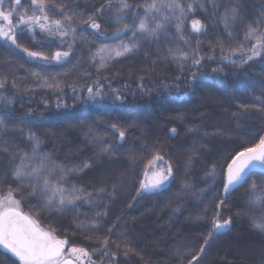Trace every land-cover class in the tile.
Wrapping results in <instances>:
<instances>
[{
	"label": "trees",
	"instance_id": "16d2710c",
	"mask_svg": "<svg viewBox=\"0 0 264 264\" xmlns=\"http://www.w3.org/2000/svg\"><path fill=\"white\" fill-rule=\"evenodd\" d=\"M8 3L9 0H5V8ZM56 3L66 4L69 10L82 13L87 19V15L95 12L105 0H56ZM129 3L133 5L132 11L120 23L114 19V9H105L103 14H98L100 32L75 20V44L80 38L94 45L107 43L117 28L124 23L131 24L133 13L139 9L142 0H129ZM25 10L31 14L30 0H22L17 14H23ZM60 18L59 15L52 16V19ZM191 21L186 26L197 33L192 30ZM14 23L18 21L14 20ZM60 40V37H49L38 26L31 32L23 26L22 31L17 29L20 48L0 39V51H8L38 68L51 69L59 65L52 59L55 54L65 52ZM252 44H245V48ZM236 46L224 47L223 53L236 60L235 64L228 60L222 62L221 49L196 56L197 59L203 57L198 66L192 65L191 58L183 67L160 65L148 53L145 57L149 71L129 77L88 78L75 88H36L28 93L5 83L0 87V119L7 127L1 129L0 139L11 154L20 150L31 152L32 143L18 136L28 127L41 141L39 151L51 157L56 165L65 169L82 167L84 163L91 165L68 177L77 187L93 193L91 204L78 201L76 210L48 211L40 207L45 201L28 196V189H25L23 196L13 193L20 200L21 210L36 219L45 230L56 228L60 238H68L69 247H84L93 253L92 260L96 264H189V261L191 264H247L244 255L236 256L231 249L248 238L259 240L257 252L264 264V233L253 227V217L258 220L261 209H250L249 206L253 198L250 195L252 183L264 188V169L252 172L240 187L227 194L223 190V181L217 183L219 172L211 173L208 185L205 180L198 181V176L193 179L190 175V167L196 170L193 161L208 152L213 141L218 149H222L223 141L239 139L241 144L231 153L234 155L264 136V111L260 110L264 108V51L242 64L241 54L230 51ZM24 48L41 53L49 61L29 57L22 50ZM243 58L247 59L246 56ZM193 72L195 79H191ZM94 81H99L104 95L91 100L87 88L91 86L95 90ZM113 89L117 90L115 94ZM242 105L255 107L244 109ZM113 124L116 129L112 128ZM173 128L175 134L171 132ZM190 128L198 131L190 132ZM118 130L125 131L123 141ZM91 135L117 145L114 154L110 157L101 155L100 149L91 141ZM216 137H220V141ZM157 154L163 160L155 161L149 171V161ZM189 156H192L190 163ZM230 156L224 161L220 175L224 174ZM16 163H19L18 159L13 160V165ZM168 165L172 166L173 175L161 190L147 192L141 189L145 172L151 180L154 173ZM7 180L14 188L11 176ZM186 183L190 185L187 191L183 190ZM4 184L3 190L8 191L9 184ZM101 188L105 191L99 192ZM220 199H226V206L217 208ZM178 205L181 211L176 213L174 209ZM98 211L107 212V216L97 217ZM217 212L221 213L222 220L230 219L231 224L216 235L201 254L200 247ZM94 220L100 222L95 233L76 227L77 223ZM113 225L109 234L107 229ZM85 235L92 238L86 239ZM105 236L121 244L120 249L115 244L109 245V252L117 253L114 261L103 256L102 251L93 252L101 248L99 241ZM124 244L133 249L128 255H124ZM193 256L200 259L192 260Z\"/></svg>",
	"mask_w": 264,
	"mask_h": 264
},
{
	"label": "snow or ice",
	"instance_id": "6c2138e0",
	"mask_svg": "<svg viewBox=\"0 0 264 264\" xmlns=\"http://www.w3.org/2000/svg\"><path fill=\"white\" fill-rule=\"evenodd\" d=\"M22 0H9L8 7L5 8V0H0V39L10 41L16 48H20L17 43V29L23 30V26H26L28 31H34L35 27H39L40 30L46 33L49 37H60L63 40L70 34L75 38L77 34V28L73 26L75 20H79L82 24H87L89 28L100 32L101 25L97 22L98 14H103L105 9L115 10V21L120 23L128 18L129 13L132 11L133 5L129 3V0H105V3L101 4L99 8L92 14L87 15V19H84V14L78 13L68 9V6L64 3H56V0H30L31 14L25 10L23 14H17V8L21 6ZM198 7L208 12L204 3L197 0ZM211 6V15L217 17L220 9V4L217 0H208ZM193 12V3H182L181 0H150L144 4L143 18L139 19V23L136 24L135 20L137 14L133 13V20L131 24L124 23L122 27L117 28L113 38H119L120 35L131 29V36L128 41L120 40L116 45H103L97 50V54L104 51L114 52L116 57H124L128 55H134L139 52L141 38L144 41H159L160 37L169 35V28L173 26L176 31V37L173 38L175 43L178 40L184 41L185 45H189L190 41L187 39L183 32L184 21L188 18L189 14ZM240 5L233 4L229 8H225L223 13L219 14V19L224 23L225 30L228 31V36L232 37V31L229 30L230 24H234L237 21H242L240 14ZM53 15H59L60 19H52ZM17 20L18 23H14ZM192 30L199 33L205 26L199 19H192ZM103 33H101L102 35ZM244 40H254L250 48H245L244 43H240L230 51L233 53L239 52L241 54V63H247L253 60L255 57L261 55L264 51V13L260 17H257L253 21L245 25ZM199 44V41H198ZM221 49V60H228L230 63L235 64L236 60L230 59L229 56L223 55L224 44L218 43ZM27 53L29 57L49 61L48 57L43 56L39 52L29 51L27 48L22 49ZM69 51H71V45H69ZM69 51L57 52L52 59L60 61L62 58L69 56ZM198 49L192 50V65L198 66L201 63L200 59L196 58ZM168 56H171L176 63L183 67V64L188 60L189 53L181 50L180 48L168 49ZM246 56L245 60L243 57ZM211 59V57H209ZM95 59V57H93ZM100 68L106 67L104 58L101 57ZM216 71V69H213ZM32 76L38 80H43L42 87H59L58 83L49 84L46 79L39 72H32ZM196 78V73H191V79ZM6 83V78H0V87H3ZM96 85L95 90L89 86L87 88L88 98L95 100L97 97H103L104 93L99 87V81H94ZM13 87H16V82L13 81ZM140 89L143 90V85H140ZM75 91V89H73ZM117 90L113 89L112 93L115 94ZM120 99V96H116ZM10 102V101H9ZM59 107V104L57 105ZM244 109L249 107H255V105H242ZM264 111V108L260 109ZM235 115V114H234ZM6 124L3 119H0V129H6ZM113 129H116L115 124L112 125ZM189 131H198V129H189ZM173 134L176 133V129H171ZM119 138L121 141L125 138V131H119ZM27 139L32 143L31 152L20 150L15 154H10L12 160H19V163L13 165L9 173L6 175L11 176V180L15 183V187H12V183H9L7 179L0 181V183H8L9 190L7 193L0 195V247H3L13 256H15L20 264H96L92 260L93 253H90L84 247L71 246L69 247V240L67 237L60 238L57 235V229L52 228L45 230L41 227L40 223L33 219L32 216L25 214L21 210L20 200H17L13 193L17 192L21 196L25 193L23 190L28 189V196H35L43 201L40 207L42 209L52 211L55 210L59 213L65 211L76 210L79 205L78 201H84V203H92L93 193L86 192L85 189L77 187L73 184L68 177L72 174L78 173L83 168H88L91 165L84 163L82 167L67 168L56 165L51 157L43 155L40 151V139L34 133L29 131ZM90 139L100 149L101 155L112 156L117 145L108 143L102 137L98 135H91ZM3 152L8 153V147H2ZM195 155V152L193 153ZM189 163L192 160V156H189ZM157 160H163L160 155H155L151 161H149V171L151 166ZM264 169V136H261L257 143L250 147H242L241 150L236 151L234 155L230 156V162H227L226 181L223 185V190L227 194L230 188L241 184L246 181V178L255 169ZM173 175L172 166L168 165L166 168L161 169L158 173H154L153 178L148 180L147 172H145V181H142L140 187L147 192H155L161 190L165 181ZM190 187L187 183L184 185L185 191ZM103 188L99 189V192H104ZM204 190H201L203 193ZM257 192L260 194L257 195ZM139 195V193H138ZM250 195L253 197L249 201L250 209L259 207L261 209L260 218L257 220L253 217V227L259 229L264 233V188H258L255 182L250 187ZM203 198V196H201ZM226 206V199H220L217 208ZM33 207H36L33 205ZM174 211L179 213L181 211L178 205ZM207 211V210H205ZM97 217L107 216V212H96ZM119 219V217H118ZM231 224V220H222L221 213L217 212L212 220V226L207 236L204 239V244L200 247V253L203 254L205 248L209 245V242L220 234L222 230L227 229ZM100 226L99 220L90 221L88 223H77L78 229H87L89 232L95 233ZM115 225L107 229L111 234ZM86 239H91V236L85 235ZM99 240V238H98ZM100 249H94L93 252L102 251L103 256L110 257L113 261L116 259L117 253L109 252L110 243L115 244L117 249L121 248V244L115 241H110V236H105L102 241ZM124 255H128L133 249L124 244ZM179 255V250H177ZM199 256H193L192 260H199ZM2 264V262H0ZM191 264V261H189Z\"/></svg>",
	"mask_w": 264,
	"mask_h": 264
},
{
	"label": "rangeland",
	"instance_id": "374dc122",
	"mask_svg": "<svg viewBox=\"0 0 264 264\" xmlns=\"http://www.w3.org/2000/svg\"><path fill=\"white\" fill-rule=\"evenodd\" d=\"M150 2V0H142L139 9L136 11L137 18L135 23H139V19L143 18L144 15V4ZM182 3H193V12L189 14L188 18L184 21L183 32L187 39H189V45H185L184 41L176 40L173 42V38L176 37L175 31V21H173V26L169 28L168 36H161L159 41H144L142 38L140 40L141 47L139 52L134 55H128L124 57H116L114 52L104 51L103 53L97 54V50L103 45H116L119 44L120 40L128 41L132 32L131 29L124 34L120 35L119 38L111 37L108 39L107 43L96 45L90 42L82 41L80 38L77 45L75 44V38L70 41L71 35L60 40L59 44L64 46V51H69V45H71V51H69V56L67 58H62L57 67L51 69L38 68L34 65L24 63L23 61L16 58L15 55L9 53L8 51H0V78H6V83L13 87V81L16 82L17 89L23 92H30L36 88H45L49 90H56L63 87L75 88L88 78H100L102 76H117V77H129L135 73L142 71H149V65L146 61L145 54H151L155 62L160 65L171 66V67H181L178 63L173 60L171 56H168V49L180 48L181 50L187 51L189 53L188 60L183 64L186 65L189 59L192 58V50L198 49V55H204L207 51H214L220 49L218 43H223L224 47L239 45L240 43L248 44L255 43L254 40L245 41L244 32L245 25L257 17H260L264 13V0H217L220 4V9L217 17L211 15V6L208 0H199V2L204 3L205 8L208 12L205 13L204 10L198 7L197 0H181ZM233 4L240 5V14L243 18L242 21H237L234 24H230L229 30L232 31V37L228 36V31L225 30L224 23L219 19V14L223 13L225 8L231 7ZM23 11L22 13H24ZM192 19H199L205 28L199 33H193L187 28V24ZM47 39V38H46ZM199 41V44H198ZM95 57V59H93ZM101 57L104 58V63L106 67L100 68ZM39 72L48 81L49 84L58 83L59 87H42L43 80H38L36 77L32 76V72ZM212 103V102H211ZM23 132L18 134L19 138L26 139L28 127H25ZM27 130V131H26ZM2 130L0 129V137ZM220 137H216L217 141H220ZM239 139H234L224 142L221 144L222 149H218L217 145L209 146L208 152L204 155L196 158L193 161L196 170L193 171L190 167V175L193 179L205 180V185L210 183L209 176L213 171L219 172V178H217V183L224 181V174H221L222 166L224 161L228 156L231 155L233 149H236L241 143ZM2 147H7L5 142L0 139V149ZM11 151L8 153L0 150V181L4 178H9L8 171H10L13 166V160L11 159ZM230 160V159H229ZM229 162V161H228ZM197 172V173H196ZM196 176V177H195ZM222 177V178H221ZM223 179V180H222ZM4 183H0V191L7 193L3 190L5 188ZM0 192V193H1ZM243 240L244 235H243ZM249 241V242H248ZM259 240L248 238L247 241L243 243H236L231 249V253L236 256L244 255L247 264H261L259 260V254L257 246ZM1 249V248H0ZM240 254V255H239ZM0 262L2 264H20V262L11 259L2 249L0 250Z\"/></svg>",
	"mask_w": 264,
	"mask_h": 264
},
{
	"label": "water",
	"instance_id": "95a60500",
	"mask_svg": "<svg viewBox=\"0 0 264 264\" xmlns=\"http://www.w3.org/2000/svg\"><path fill=\"white\" fill-rule=\"evenodd\" d=\"M229 162H230V160H229ZM226 170H227V165H226L225 170H224V181H223V185H224V183H225V181H226ZM256 170H259V168L253 170V172L256 171ZM242 184H243V182H242L241 184H239V185H236V186L230 188L229 192H231V191H233L234 189L240 187ZM1 248H2L3 250L7 251V250L4 249L3 247H1ZM7 252H8V251H7ZM8 253H9L10 255H12L10 252H8ZM12 256H13V255H12ZM14 257H15V256H14ZM15 258H16V257H15ZM16 259H17V258H16Z\"/></svg>",
	"mask_w": 264,
	"mask_h": 264
},
{
	"label": "flooded vegetation",
	"instance_id": "af4514ba",
	"mask_svg": "<svg viewBox=\"0 0 264 264\" xmlns=\"http://www.w3.org/2000/svg\"><path fill=\"white\" fill-rule=\"evenodd\" d=\"M1 248V247H0ZM2 249V248H1ZM3 250V249H2ZM11 259L16 260L19 262L18 259H16L14 256L10 255L7 251L3 250Z\"/></svg>",
	"mask_w": 264,
	"mask_h": 264
}]
</instances>
